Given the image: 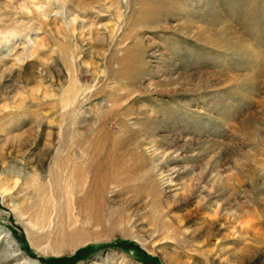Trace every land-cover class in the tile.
I'll return each instance as SVG.
<instances>
[{"label":"rangeland","instance_id":"rangeland-1","mask_svg":"<svg viewBox=\"0 0 264 264\" xmlns=\"http://www.w3.org/2000/svg\"><path fill=\"white\" fill-rule=\"evenodd\" d=\"M0 264H264V0H0Z\"/></svg>","mask_w":264,"mask_h":264},{"label":"bare ground","instance_id":"bare-ground-1","mask_svg":"<svg viewBox=\"0 0 264 264\" xmlns=\"http://www.w3.org/2000/svg\"><path fill=\"white\" fill-rule=\"evenodd\" d=\"M6 261H9V260H7V259H6V260H2V261H0V263H4V262H6ZM21 264H22V263H21Z\"/></svg>","mask_w":264,"mask_h":264}]
</instances>
